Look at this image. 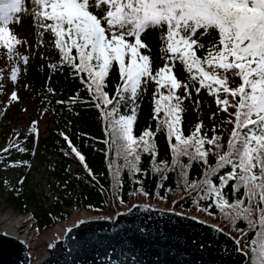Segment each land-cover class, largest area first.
I'll return each instance as SVG.
<instances>
[{
  "label": "snow or ice",
  "instance_id": "obj_1",
  "mask_svg": "<svg viewBox=\"0 0 264 264\" xmlns=\"http://www.w3.org/2000/svg\"><path fill=\"white\" fill-rule=\"evenodd\" d=\"M30 3L31 10L26 0H0V58L12 65L10 81L18 80L20 65L29 64V55L18 51L27 41L18 38L10 25L20 22L19 14H29L34 26L42 29L38 32L41 45L45 33L53 38L50 43L59 54V63L49 67L53 70L69 67L100 111L108 136L105 142L114 150L112 166L117 185L121 183V168H127L133 175L140 173L142 156L148 154L155 173L176 172L189 195L195 193L197 210L214 215L209 208L215 206L233 230L242 234L233 239L238 245L236 251H243L242 240L249 248V264H264V0H30ZM150 31L159 33L163 66L154 67L145 35ZM114 70L119 81L110 97L106 89ZM181 70L187 73V82L178 79ZM4 71L0 68V79ZM149 84L155 85L152 119L157 122L156 129L149 127L136 136L139 101ZM181 88L183 95L179 94ZM202 90L213 97L218 109L209 118L216 120L224 113L227 119L221 118L211 129H206L200 120L185 135L184 101L192 100L193 92L199 97ZM10 100H19L16 92ZM193 102L197 106L202 103L199 99ZM222 124L232 126L226 143L225 136L217 134ZM208 131L213 133L211 137ZM160 132L166 135L170 164L167 160L159 163L156 160L155 137ZM68 142L71 151L84 163L85 157ZM14 147L21 152L26 150ZM210 155L216 158L215 164L209 163ZM118 160L124 163L117 164ZM193 163L203 166L202 175L190 180ZM224 169L229 170L221 174ZM160 179L167 176L161 175ZM230 182L228 193L225 189ZM19 183L22 185L24 179ZM200 201L211 204L201 208ZM239 221H244L247 228L237 229ZM249 231L254 235L247 239Z\"/></svg>",
  "mask_w": 264,
  "mask_h": 264
},
{
  "label": "trees",
  "instance_id": "obj_2",
  "mask_svg": "<svg viewBox=\"0 0 264 264\" xmlns=\"http://www.w3.org/2000/svg\"><path fill=\"white\" fill-rule=\"evenodd\" d=\"M19 15L20 22L25 21L26 26L32 30L30 33L31 44L28 47L33 55V60L29 67H22L23 69L15 83L20 85L24 96L34 104L35 112L47 117L50 126L47 128L45 136L38 139L36 127V131H33V121L28 123L27 129H23L17 135L16 142L8 148V151L2 152L0 162L10 168L25 166L31 150L40 141L42 150H47L57 157V161L51 165V172L55 175L56 183L51 188L55 196L46 206L43 201L36 199L34 194H25L17 187H13L8 193L5 198L6 204L15 212L21 214L27 212L28 206L31 205L33 210L30 216L35 223L36 230L45 231L54 224L65 220L70 212L66 208L70 206L72 209L106 216L111 214L110 207L114 206V209L118 210L129 204L131 206V203L137 199H145L151 206L158 203L169 205L171 202L174 208L182 212L201 213L211 222H216L219 227L229 232L234 238H240L242 234L233 230L232 226L221 217L215 206L209 208V212L214 215L197 210L193 198L195 193L189 195L176 172L155 173L150 163L151 157L148 154L142 156L139 165L142 170L140 173L133 175L127 168H121L119 177L121 183L119 186L117 185L112 166L115 159L114 150L105 142L108 140V136L106 135V124L100 111L92 103L91 97L84 85L81 84L80 79L72 74L69 67L59 66L56 70L49 67L53 63H59V54L50 43L53 39L51 35L45 33L42 46L40 43L41 37L38 35V32L42 29L38 30L34 26L31 15L24 13ZM17 25L18 23H15L10 27L19 38ZM150 47L154 58V67L163 66L164 62L160 59L161 53L159 51L161 41L158 42L153 39V44ZM1 64L11 66L5 58H0ZM178 67L182 69V66L178 65ZM8 79L10 81V75ZM178 79L187 82V73L181 70L178 73ZM109 81L106 91L109 92L111 97L115 92L114 84L119 81V76L115 70L110 75ZM154 89L155 85L149 84L148 91L139 101L142 111L138 114L134 125V135L136 136H139L149 127L153 131L156 129L157 122L152 119V93ZM13 92L7 97L6 102L8 106L15 107L18 105L17 101L10 100ZM4 93L5 91L0 88V99H2ZM183 93L184 91L181 88L179 94L183 95ZM200 94L205 97L207 115L205 118H201L198 114H192L187 106L189 100H185L186 112L183 114L182 125L185 135H189L194 130L195 124L200 120H203L206 129H211L214 123H220L221 118L227 119V115L224 113H220L216 120L210 119L211 113L218 111L217 106L213 97L209 96L206 90H202ZM58 101L62 103H58ZM5 108V103L4 106H0V116L5 112ZM96 116L99 123L95 120ZM231 127V125L222 124L217 130V134L225 136V143ZM212 134L211 131H208L209 137ZM64 136H67L68 140H65ZM68 141H71V146L75 147L85 157L84 163H81L75 153L71 151ZM155 142L158 148L157 163L167 160L170 164L171 155L165 133L160 132L157 134ZM14 145L23 147L26 150L21 152ZM8 160H11V162H8ZM215 160L214 156H209L210 164H215ZM69 162L80 165L81 169L70 171L68 169ZM184 162L187 163L186 158ZM116 163L123 164L124 162L118 160ZM202 167L201 164L193 163L189 179L199 178L202 175ZM228 170H222L221 174ZM161 175H166L167 179L161 180ZM137 181H140V183H137ZM216 182L218 183V180ZM231 183L225 189L228 193L231 192ZM161 184H163V187L160 186ZM139 189L143 191L141 192ZM144 193H147V195ZM229 199L231 200V196H229ZM209 204H211V201H200L199 206L203 208ZM235 227L237 229L247 228L244 221H239ZM252 235L254 233L249 231L247 239H250ZM240 247H243L244 253H248L246 264H249L250 250L244 246L243 240Z\"/></svg>",
  "mask_w": 264,
  "mask_h": 264
},
{
  "label": "water",
  "instance_id": "obj_3",
  "mask_svg": "<svg viewBox=\"0 0 264 264\" xmlns=\"http://www.w3.org/2000/svg\"><path fill=\"white\" fill-rule=\"evenodd\" d=\"M214 229L221 228L193 214L134 203L72 223L35 264H246L233 237ZM0 264H30L11 231H0Z\"/></svg>",
  "mask_w": 264,
  "mask_h": 264
},
{
  "label": "rangeland",
  "instance_id": "obj_4",
  "mask_svg": "<svg viewBox=\"0 0 264 264\" xmlns=\"http://www.w3.org/2000/svg\"><path fill=\"white\" fill-rule=\"evenodd\" d=\"M26 6L31 9L32 5L30 0H26ZM27 23L25 21H21L17 25V30L19 31V38L23 41H27L26 46L20 47V53L31 55L27 51V47L30 41L31 36V28L26 26ZM146 42L151 45L153 44V39L156 41H161L159 39V33L157 31H150L145 34ZM4 64V63H3ZM0 65V68H4L3 79H0V87L5 91L2 99H0V106L6 105L5 112L0 116V155L2 154V150L5 148H10L17 140V135L23 130L27 129L28 123L31 121L35 122V127L38 133V139H42L45 134L47 128L50 126L49 120L46 116L36 113L35 106L32 104L23 94L21 87L18 83H11L9 81L10 68L11 66H3ZM183 89V88H182ZM16 92L19 97L17 101L18 105L8 106L7 97L11 92ZM184 91V89H183ZM201 100L202 103L197 106L193 101ZM140 103V102H139ZM8 106V107H7ZM188 110L192 114H198L201 118H205L207 115V107L205 97L200 94L199 97L195 95L193 92L192 100H189ZM197 107H199V111H197ZM142 111V106L140 104V108L138 110V114ZM98 121V118H95ZM40 141L36 146L31 150V154L26 162L25 166H15L13 168L7 167L4 163L0 162V220L4 219L5 222L0 224V228H12L11 224L15 222H21V228L18 232V236L26 239L28 252H29V263L35 264L37 263L44 255H46V249L48 243L59 237V231L64 230L70 222L76 220V218H80V210L72 207H67V210H70L68 217L65 220L60 221L59 223L54 224L51 228L45 231H37L35 227V223L30 221L27 217L29 213L32 212L33 207L28 206V211L25 214H20L15 212L12 208H10L6 202L5 198L13 187H17L22 190L25 194H34L36 199L43 201L44 205H48L54 197V193L51 190L53 185L56 183L55 175L50 171L52 166L50 163L54 161V155L50 154L47 150H42L40 148ZM11 162V160H8ZM76 164V163H75ZM78 165V164H77ZM75 167L73 164H70L69 169L72 170ZM23 178L24 183L21 185L19 180ZM144 203L149 204L145 199H137L131 203ZM150 205V204H149ZM130 204L124 208L115 210L114 206L111 208V214L106 215L111 217L116 212H120L128 208ZM154 207L164 208V209H173L179 212H182L176 208H174L171 202L169 205H163L162 203L155 204ZM186 214H193L198 218L204 217L201 213H192V212H182ZM85 215H95L90 212L85 211ZM206 218V217H204ZM207 219V218H206ZM212 224L217 225L216 222H212ZM4 226V227H3ZM219 227V226H218ZM221 228V227H220ZM223 229V228H222ZM226 231V230H224ZM227 232V231H226ZM229 233V232H227ZM230 234V233H229ZM29 243V244H28Z\"/></svg>",
  "mask_w": 264,
  "mask_h": 264
},
{
  "label": "bare ground",
  "instance_id": "obj_5",
  "mask_svg": "<svg viewBox=\"0 0 264 264\" xmlns=\"http://www.w3.org/2000/svg\"><path fill=\"white\" fill-rule=\"evenodd\" d=\"M92 215H89V216H86L85 215V211L84 210H81L80 211V218L79 219H83V218H88V217H91ZM78 218H76V220L75 221H78L79 220ZM5 222V220L3 219H1L0 220V224H3ZM21 222H23V221H20V222H15V223H12L11 224V226H12V228H5L4 226V228H0V231H11L20 241H22L25 245H27V243H26V239H24V238H22V237H19L18 236V232H22V231H19V229L22 227L20 224H21ZM74 222V221H73ZM73 222H70L69 223V225L70 224H72ZM65 230V229H64ZM64 230H62V231H59V235L64 231ZM29 244V243H28ZM28 246V245H27Z\"/></svg>",
  "mask_w": 264,
  "mask_h": 264
},
{
  "label": "built area",
  "instance_id": "obj_6",
  "mask_svg": "<svg viewBox=\"0 0 264 264\" xmlns=\"http://www.w3.org/2000/svg\"><path fill=\"white\" fill-rule=\"evenodd\" d=\"M28 51V50H27ZM29 53V52H28ZM30 54V53H29ZM25 55V54H24ZM31 55V54H30ZM33 60V57L31 56V58H29V64L27 65V67L29 66V65H31L32 63H31V61ZM54 159H56V157L54 156Z\"/></svg>",
  "mask_w": 264,
  "mask_h": 264
}]
</instances>
